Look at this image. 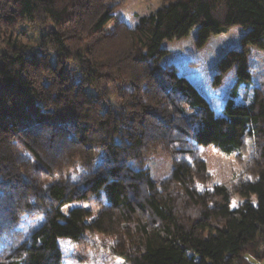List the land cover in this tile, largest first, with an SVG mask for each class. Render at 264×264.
<instances>
[{"label": "trees", "instance_id": "obj_1", "mask_svg": "<svg viewBox=\"0 0 264 264\" xmlns=\"http://www.w3.org/2000/svg\"><path fill=\"white\" fill-rule=\"evenodd\" d=\"M29 25L54 61L30 49ZM235 26L241 45L211 76L213 89L236 76L218 115L165 44L196 33L202 50ZM0 44V264H63V239L90 245L98 233L129 264L264 259V90L237 101L250 47L264 50V0H168L133 27L109 0H0ZM247 143L234 188L213 183L200 149ZM154 155L172 160L165 179L148 168ZM25 214L44 217L27 238Z\"/></svg>", "mask_w": 264, "mask_h": 264}, {"label": "rangeland", "instance_id": "obj_2", "mask_svg": "<svg viewBox=\"0 0 264 264\" xmlns=\"http://www.w3.org/2000/svg\"><path fill=\"white\" fill-rule=\"evenodd\" d=\"M166 1L168 0H109L111 6L114 8L116 18L124 20L130 27H133L140 17L156 11ZM36 28L39 30V33L42 31L41 29H43H39V27ZM36 28H32L30 25L28 26L27 40L31 42L30 49L36 51L37 54H48L51 60L54 61L56 59L55 52L49 48L40 47L37 33L34 34ZM194 35H196V33H192L188 38L182 40L167 42L165 45L170 51L167 58L169 61L179 66L180 74L187 76L193 83L194 81L198 83L202 91H207L205 93L210 97V100L217 110V114L223 115V109H221L223 102L222 97L229 92L231 94V90L235 85V82L233 83L234 75L229 78L222 87L213 89L210 73L211 71L213 72L219 60H217L218 56H223L228 50L236 47L233 45H235L234 42L238 40V31H229L225 34L213 36L209 44L202 50H198L194 46ZM228 45H230V47ZM227 46L229 47L228 50L223 49ZM4 49L5 46L0 44V50ZM69 69L70 72L72 70L70 76L77 82L80 81L79 68L71 64ZM44 82L47 83L48 79L45 78ZM261 87L264 88V84L261 85ZM86 89L89 94H97L95 89L90 86H86ZM200 152L202 158L209 161L213 167V183L226 184L231 189L234 188L238 176L243 172L251 155L249 143L242 147L240 154H223L213 146L201 148ZM147 165L155 178L165 179L169 176L173 164L169 157L154 155L148 159ZM254 201L256 202L255 198ZM236 202L237 200L233 202V207L236 206ZM85 206L86 208L93 209L95 215L100 210V207L96 204H86ZM70 209L71 206H66L64 211L67 213ZM43 218V216L29 214L23 216L20 222V228L25 233V238L40 225ZM89 220L92 221L93 218ZM89 242L90 245L77 246L73 242L63 239L61 241L64 254L63 264H129L122 258L113 254L111 248L113 247L114 239L112 237H107L104 234L98 233L91 236ZM8 251L9 250L4 251L0 248V260L8 255ZM256 264H264V259L256 262Z\"/></svg>", "mask_w": 264, "mask_h": 264}, {"label": "crops", "instance_id": "obj_3", "mask_svg": "<svg viewBox=\"0 0 264 264\" xmlns=\"http://www.w3.org/2000/svg\"><path fill=\"white\" fill-rule=\"evenodd\" d=\"M234 30L238 31V40L234 42L235 45H233V46L240 47V45H241L240 39H241V36H242V34L244 33L245 30L243 28L239 27V26H235V27H233L230 30V32H232ZM228 46L230 47V45H228ZM228 46L223 48V49L228 50L229 49ZM221 53H223V52H221ZM221 56L222 55H219L217 60L220 59ZM249 66H250V69H251V72H252L251 81L249 83L241 84V86L239 88V96L237 98V101L242 102V103L249 102L253 98V96L255 94V90L257 88H261V89L264 90V88L261 87V85L264 84L263 83V81H264V50L263 49H259L257 47H250ZM210 74L212 76V71H211ZM233 79H234L233 83L236 82V76L235 75H234ZM194 84L206 96V98L212 103V101L210 100V97L208 95H206L207 93H205L207 91L206 90H205V92L202 91V89L199 87L198 83H196L195 81H194ZM229 97H230V92L228 94H226L224 97H222L223 102H222L221 109L224 108V105H225V103H226V101L228 100ZM212 105H213V103H212ZM213 107H214V105H213ZM214 109H215V111L217 113V110H216L215 107H214Z\"/></svg>", "mask_w": 264, "mask_h": 264}]
</instances>
